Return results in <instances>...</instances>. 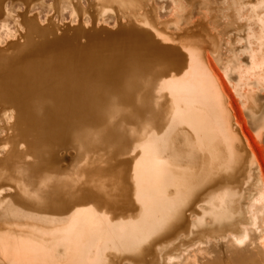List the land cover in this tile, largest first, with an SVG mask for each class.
I'll use <instances>...</instances> for the list:
<instances>
[{"label":"rangeland","instance_id":"rangeland-1","mask_svg":"<svg viewBox=\"0 0 264 264\" xmlns=\"http://www.w3.org/2000/svg\"><path fill=\"white\" fill-rule=\"evenodd\" d=\"M147 3L148 9L144 10L153 13L152 17L155 20L158 18L156 23L159 29L167 32L168 26V33L170 31V34L176 36L180 33L176 29L177 25L181 30L191 27L199 30L205 27L210 43L207 41L196 43L194 34H191L192 37L182 38L179 43L183 45L180 46H188L192 38L194 48L184 51L180 57H174L170 52L165 53L170 57L162 56L164 61L170 62V65L173 63L168 70L166 65L159 68L156 58H152V55H158L162 51H148L137 46L134 49L131 46L124 49L122 45V48L114 52L110 58L108 56L113 48L101 47L100 51L88 56H74L72 62H64V69L67 70L72 66L88 68L90 65H96L100 73H103L102 77L110 75L113 82L116 80L122 84L128 81L131 84V94H137L139 105L138 102L135 103L140 110L142 109V114L139 110L127 122L120 118L114 119L118 113L114 102L105 103L100 101L98 96L94 99L95 103H102H96V109L90 111V115L101 119L100 123L104 122L103 125L114 119L113 128L117 131H112V134L120 132L123 138V131H126L122 140L126 142L128 148L126 153L107 148L112 134L109 136L108 131H102L103 128L98 127L97 121L85 127L83 125L68 127L71 122L64 123V113L59 112L61 109L54 110L53 105L49 103L45 106L42 102L35 104L38 107V114L33 110L18 113L15 127L14 125V128L12 127L13 135L9 140L12 144L15 136L21 131H33L39 136L42 144L38 141L39 152L34 161L39 162L32 166L43 161L42 163L56 165L62 172L72 170L77 180L83 181L91 189L93 187L94 192H104V189L97 186L96 179L107 184L106 191L112 193L107 197L105 192L103 196L107 200H112V206H115L117 212H113V208H110V211L106 203L105 212L111 215L102 218L101 226L105 227L107 235L118 244L126 242V237L136 234L137 237L131 240L132 247L141 248L148 231L161 225L160 222L151 221L149 216L145 220V215L150 211L148 207L153 204L151 195L156 198L160 196L157 191L161 183L167 201L171 200L167 192L172 187L178 189L179 198L176 199L183 203L177 210L182 212L184 225L187 223L186 213L192 208L196 197L218 181L219 174L214 166H210L205 176L196 175L182 179L174 176L171 165L178 167L185 162L173 152L181 151L187 144L196 152V145L183 134L185 127L193 124L196 131H201L208 137L213 147L223 151L225 169L222 182L228 188L236 182L246 180V175L251 176L252 180L243 187L245 201L242 199V202L245 204H241L253 212L252 214L255 213L257 220L250 219L240 224L248 236L243 246H236L230 239L221 240V236L209 234L207 244L198 242L203 240L201 238L195 241L193 247L196 253L187 255L181 251L177 260L167 264H264V0H149ZM74 4L78 6L77 14L74 13ZM112 6L109 0H0L2 8L0 51L9 47L11 42L22 40L20 36L26 33L22 17L24 15L35 17L40 26L56 24L64 27L67 24L76 27L85 23L83 25L89 28L94 21H99L100 23L97 22L99 27L114 29L122 10L119 12L116 5ZM106 8L116 10L106 13ZM123 10L127 12L126 14L132 13L128 6ZM33 37L43 38L38 34H33ZM99 63L102 64L98 66ZM6 66L7 64L0 62V93L3 98L9 99V106L16 108L23 105L18 99L19 93L15 86L20 81L13 77L7 80L8 84L1 83L3 76H11V67ZM200 67H203L204 73L212 78L211 82L214 85L212 91ZM48 69H50L48 66L39 65L36 61L32 68H24L27 71L37 70V74L41 75L49 73ZM176 70H181L179 71L181 74H177ZM175 77L177 80L175 86L168 90ZM57 78L56 85L64 78L63 69L59 68ZM69 80L70 77H67L64 83ZM100 82L104 83L103 79ZM1 126H6V123L0 122ZM97 128L101 131H94ZM7 133L8 131L0 128L1 139H4ZM46 134L51 136H44ZM52 134L56 137H52ZM16 140L20 142L19 137ZM53 142L56 149L48 146ZM120 143L119 141L117 148L123 150L124 147ZM0 145H4V141ZM18 154L20 158L15 160L16 163L23 162L31 153L21 149ZM88 156L93 157L89 163L86 162ZM6 157L7 155L0 157V161ZM133 157L138 158L142 166L147 168L148 174L145 173L147 182L142 184L140 190L135 186L131 191L120 192L115 188L114 182L121 173L118 167L129 165L128 159L131 160ZM191 164L200 167L203 160L198 156ZM74 178V176L55 178L56 180L53 179L47 185L45 192L54 194L59 185L60 187L61 184L64 185L65 179ZM11 193L6 189L4 194ZM0 220L29 221L50 227L47 219L20 218V215L8 209L6 204L0 206ZM225 235L228 239L232 232ZM148 244L151 246L147 249L150 254L154 248V241L148 240ZM121 249L120 252H124L122 255L115 252L119 258L129 256L139 260L138 255L131 257L126 250ZM204 250H209L207 256L202 255ZM141 252L142 250L137 251L138 254ZM106 256L110 259L108 253ZM90 261L94 262V257L90 258ZM99 262L101 260L97 261ZM108 264H117V261L110 259Z\"/></svg>","mask_w":264,"mask_h":264},{"label":"bare ground","instance_id":"bare-ground-1","mask_svg":"<svg viewBox=\"0 0 264 264\" xmlns=\"http://www.w3.org/2000/svg\"><path fill=\"white\" fill-rule=\"evenodd\" d=\"M148 1L109 0V4L113 5L112 7L116 5L117 11L122 10L119 13L121 15L117 20L118 22L116 21L115 28L121 31V34L114 41H110V45L100 46L106 42L98 43L90 34L83 36V43H73V41H64L62 36L48 38L38 33L39 31L32 33L34 31L32 23L24 15L25 17H22L26 29L25 26L23 28L26 33L20 36L23 38L22 42L25 41L24 44L15 47V52H11L12 54L0 51V62H3L4 65L7 64L6 67H11V76H3L1 83L8 84L9 81L7 80L13 77L20 81L15 86L19 93L18 99L23 104L22 106H16V108L9 106V99L3 98L2 93H0V122L4 121L6 123V126L0 128L8 131L4 139L0 138V143L4 141V145H0V157L7 155L5 159L0 161V206L6 204L8 209L15 214H19L20 218L30 220L47 219L50 226L45 227L29 221L0 220V264H108L110 259L117 261V264H167V262L177 260L181 251H184L187 255L196 253L195 247H193L195 241L201 238L203 240L198 242L203 245L207 244L209 234L221 236V240L230 239V242L236 246H243L244 242L248 240V236L242 230L240 224L248 222L250 219L257 220L255 213L252 214L253 212L249 211L247 207L244 208L241 204L244 203L242 202V199H244L243 187L252 180L251 176L246 175V180L236 182L228 188L222 182L225 169L223 151L218 147H213L208 137L202 134L201 131H196L193 124L185 127L186 129L182 132L184 135L186 134L185 138L196 145V152L189 148L186 143H184L186 146L181 151L173 152L174 155L176 154L179 159L185 162L178 167L171 165V169L175 173L174 176L177 179L196 175L205 176L210 166H214L219 174L218 181L196 197L192 208L186 213L187 223L184 225L182 223V219H184L181 215L182 212L177 210L183 203L180 199H176L179 198L178 189L172 187L167 192L169 199H171L167 201L161 183L157 191L160 196L156 198V196L151 195L154 205L151 204L148 207L150 211L145 215V220L149 216L148 218L151 221L160 222L161 225H157L148 231V236L142 242L141 248L132 247L131 240L137 237L136 234L128 236L129 238L126 237V242L123 241L122 244H118L107 235L105 227L101 226L102 218L111 215V213L106 214L105 212L106 203L110 211L113 208V212H117L115 206H112V200H107L103 196L105 192L107 197L112 193L106 191L107 184L96 179L97 186L104 189V192H94L93 187L91 189L83 181L77 180L75 172L72 170H63L62 172L61 168L56 165L42 163L43 161L36 166H32L39 162L38 160L34 161L39 152L38 141L42 144L39 136H36L33 131H21L15 136L12 144L9 140L13 135L12 127L13 125L15 127L18 113L33 110L35 114H38V107L35 105L37 102H42L45 106L50 103L53 105L54 110L61 109L59 112L64 113V123L69 124L71 122L68 127H81L82 125L85 127L87 124L91 125V122H98V127L101 126L102 131H108L109 136L112 131H117L113 128L114 119L120 118L123 122H127L136 112L138 113L140 109L135 103L138 102L137 94H131L132 86L128 81L121 84L116 80L113 82L110 75L102 77L103 73H100L96 65H90L88 68L72 66L68 70L64 69V62H72L74 56L85 57L100 51L101 47H104L107 49L113 48L108 56L110 58L114 52L122 48V45H124V49H128L127 46H131L133 49L135 46L144 47L148 51H162L160 54L157 53L158 55H152V58H156L159 68L166 65L168 70V67L173 63L170 65V62L164 61V57H170L165 53L170 52L174 57H180L184 51L194 48L192 38H190L189 45L186 43L188 46H180L181 43L179 42L182 38L192 37L191 34H194L196 43H204L205 41L208 44L210 43L205 27L198 28L199 30H194L196 27L181 30V27L179 28V25H177L176 29L182 33L176 36L170 34V31L168 33V26L166 27L167 32L159 29L158 23H156L158 18L155 20L152 17L153 13L144 10L147 8ZM127 6L131 8L132 13L128 12L129 14H126L127 12H124L126 9H123ZM77 7L76 4L73 5L75 14H77ZM1 9L0 7V11ZM116 9L106 8L105 12L109 13ZM139 11L143 13L139 14ZM79 23L81 22L79 21ZM187 24L191 26L189 23ZM161 25L164 26V24ZM33 34L42 35L43 38L33 37ZM117 48L118 50H116ZM176 50L179 51L176 52ZM162 56L164 57L162 58ZM35 61L39 65L48 66L50 68L48 69L49 73L41 75L37 74V70H24L25 67L32 68ZM163 62H166V64ZM100 64L102 63H99L98 66ZM198 65L199 62L196 64V69ZM203 67H200L201 73H204ZM59 68L64 70V78L56 85ZM179 71L181 70H176V73L181 74ZM204 76L210 91H212L214 86L211 82L212 78L205 73ZM67 77H70V80L64 83V79ZM101 79L104 83L100 82ZM176 82L175 77L173 78V84L168 86V90H172ZM180 87L186 88L185 86ZM96 96L105 103L114 102L115 108L118 109L114 119L107 121L105 125H103L104 122L100 123L99 120L101 119L90 115L91 109H96V103H102H95ZM17 109L19 112H17ZM142 112L141 109L140 113L142 114ZM68 114L71 116L68 117ZM141 116L140 122L143 121ZM94 131L101 130L97 128ZM125 134L126 131H123L122 138L120 132L119 134L117 132L113 133L107 148L126 153L125 151L128 148H126V142L122 141ZM44 136L51 135L46 134ZM17 137H19L20 142L16 140ZM52 137L56 136L52 134ZM119 141L124 147L123 150L117 148ZM48 146L56 149L54 142ZM21 149L30 152L32 155L29 154L23 162L16 163L15 160L20 158L18 152ZM198 156L203 160V164L200 167H195L191 163ZM91 159L93 157L88 156L86 162L89 163ZM128 161L130 166L118 167L121 173L118 178L114 179L115 188L120 192L131 191L135 186L136 189L140 190L142 184L147 182L145 173L148 174V170L142 166V162L135 157L131 160L128 159ZM62 176L66 178L74 176L75 178L65 179L64 185L61 184V187L59 185L54 194L46 193L45 188L47 185L53 179L62 178ZM92 185L95 184L92 183ZM6 189H9L12 193L9 195L4 194ZM190 218L192 219L190 220ZM227 232H232L228 239L225 235ZM27 234L29 235L27 236ZM238 235H243V237H238ZM148 240L154 241V248L150 254L147 252V249L151 247ZM121 248L124 251L126 250L130 256L132 255L131 257L138 255L139 260H134L129 256L119 258L115 255V252L122 255L124 252H120L122 251ZM140 250L142 252L138 254L137 251ZM107 253L110 259L107 258ZM208 253L209 250H204L202 255L207 256ZM92 257H94V262L90 261ZM98 260H101V262L97 263Z\"/></svg>","mask_w":264,"mask_h":264},{"label":"water","instance_id":"water-1","mask_svg":"<svg viewBox=\"0 0 264 264\" xmlns=\"http://www.w3.org/2000/svg\"><path fill=\"white\" fill-rule=\"evenodd\" d=\"M27 19H28V21H30L32 23V27L34 29V31H32V33L39 31L38 33H41V34L47 36L48 38H52V37L55 38L56 36L57 37L62 36L64 38V41L65 40H67L68 42L73 41V43H77V42L83 43L82 42L83 36L90 34V35H92V38L94 37L95 41L97 40L96 42H98V43L106 42V43L101 44V45L99 44L100 46H106V44L110 45V43L112 41H114V39L117 38V36L119 34H121V31H119L118 29H115V28L110 29V28H107L105 26L99 27L97 25L96 21L93 22L91 27L87 28L83 24H80L76 27H71L68 25H66L64 27H60L56 24H51L49 26H40L38 20L35 17H28ZM21 39H23V38H21ZM26 39H27V37H26ZM24 42H22V40H20L18 42H14V43L10 44L9 47L4 49L3 51L6 53H11L14 51L15 47L23 45Z\"/></svg>","mask_w":264,"mask_h":264}]
</instances>
